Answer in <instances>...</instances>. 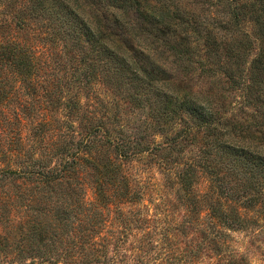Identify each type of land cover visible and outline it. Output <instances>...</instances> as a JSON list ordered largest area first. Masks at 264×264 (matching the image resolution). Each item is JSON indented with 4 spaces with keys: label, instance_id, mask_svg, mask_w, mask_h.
I'll return each instance as SVG.
<instances>
[{
    "label": "trees",
    "instance_id": "16d2710c",
    "mask_svg": "<svg viewBox=\"0 0 264 264\" xmlns=\"http://www.w3.org/2000/svg\"><path fill=\"white\" fill-rule=\"evenodd\" d=\"M178 3L0 0V264L95 262L97 220L145 195L125 168L134 159L153 161L218 237L264 224V0L212 16ZM168 54L238 92L249 122L225 117L211 90L171 83ZM135 111L131 141L121 121Z\"/></svg>",
    "mask_w": 264,
    "mask_h": 264
},
{
    "label": "rangeland",
    "instance_id": "374dc122",
    "mask_svg": "<svg viewBox=\"0 0 264 264\" xmlns=\"http://www.w3.org/2000/svg\"><path fill=\"white\" fill-rule=\"evenodd\" d=\"M178 1L189 13L204 10L211 16L226 5V0ZM166 60L171 71L170 82L175 86H187L191 92L201 94L211 90L216 102H225L221 110L225 111V117L240 123L249 122L251 109L240 107L238 92L229 90L223 80L214 83L197 71L184 72L171 62L169 54ZM96 89L103 102L112 99L101 86ZM122 116V130L127 137L131 141L140 138L142 115L135 111ZM256 136L260 135L256 133ZM197 148L190 145V156L195 155ZM125 168L139 183L144 181L145 195L138 202L122 204L121 213L113 212L104 216L103 221L97 220L98 231L106 238L103 244L106 243L104 248V245L99 248L98 259L92 264H228L234 252L244 256L245 260L239 264H264V224L253 231L219 228L226 237H218L219 233L211 232V218L205 212L199 217L194 212L188 213L185 205L175 198L171 184L153 161L134 159L125 164ZM198 186L201 189L207 186L205 177H199ZM124 222L129 228L122 231Z\"/></svg>",
    "mask_w": 264,
    "mask_h": 264
}]
</instances>
